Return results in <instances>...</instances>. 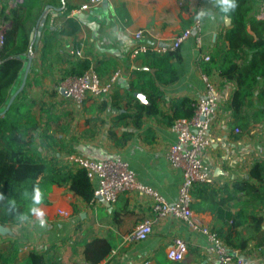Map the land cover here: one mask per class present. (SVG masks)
<instances>
[{
  "label": "crops",
  "instance_id": "crops-1",
  "mask_svg": "<svg viewBox=\"0 0 264 264\" xmlns=\"http://www.w3.org/2000/svg\"><path fill=\"white\" fill-rule=\"evenodd\" d=\"M217 2L105 0L87 10L82 7L89 0H58V4L48 5L62 10H44L35 43L37 50L32 65L35 71L30 75L26 92L27 101L35 102V106L29 107L31 112L34 114L36 109L40 113L42 108V119L37 117L50 137L43 140L44 149L40 134L33 138V145L42 157L61 164H68V157L72 155L95 160L119 157L129 164L142 184L173 202L183 180L182 171L171 167L166 160L169 147L177 141L171 131L175 104L183 99L196 103L202 98L205 94L203 75H206L219 97V109L210 132L211 145L202 153L214 179L209 185L219 192V199L231 198L224 209L232 215L257 207L264 217V199L233 189L236 182L256 184L250 171L256 163L264 162V95L260 97L258 89L251 99L241 100L244 104L238 113L234 106L237 83L220 76L217 68H212L210 75L204 70L205 65L220 61L227 46L223 35L231 27V19L216 12ZM11 4L12 1L10 7ZM68 19L80 26L75 36L59 35ZM185 30H191L192 36L178 50L180 79L172 84L155 81V86L164 94L157 102L158 114L145 116L140 128H135L130 119H120L119 114L136 111L135 102L129 106L121 96L132 89L142 72L151 71L145 64V54L132 58V51L139 44L136 33L143 31L140 43L155 45L169 43ZM75 49L82 50L83 59L73 54ZM207 55L208 62L204 60ZM82 61H88L90 68L104 79L116 71L121 75L107 97L90 98L77 105L66 99L61 87L69 77L68 72ZM132 93L136 97L140 92ZM144 97L145 102L136 98L146 104ZM249 101H252L251 106H248ZM96 184L95 181L94 186ZM257 192L264 195V184ZM199 201L193 199L192 204ZM152 206L149 197L138 193L122 194L113 205L101 199L88 204L67 186H53L48 204H40L31 220L21 225H15L14 221L6 225L0 223L12 232V235H0V253H5L17 241L20 256L24 258L35 250L46 252L51 264H87L83 261L84 245L99 238L111 243L114 251L101 264L215 263L202 233L193 231L175 217L158 219ZM192 210L202 226L217 232L232 227V222L227 224L209 210V203L196 204ZM143 220L152 222L149 238L141 243H126L124 238ZM239 231L245 238L251 233L249 226ZM175 238L183 239L188 245V252L180 262L167 258ZM235 250L250 264H264V245L257 246L251 240L245 249Z\"/></svg>",
  "mask_w": 264,
  "mask_h": 264
},
{
  "label": "trees",
  "instance_id": "trees-1",
  "mask_svg": "<svg viewBox=\"0 0 264 264\" xmlns=\"http://www.w3.org/2000/svg\"><path fill=\"white\" fill-rule=\"evenodd\" d=\"M235 2L238 8L228 17L231 19V27L223 35L227 43L226 49L220 61L205 65L204 70L210 75L211 69L217 68L220 76L237 83L239 89L235 92L234 106L239 113L244 104L241 100L247 97L251 99L258 89L261 90L260 97L264 95V19H258L253 14L255 8L264 3V0ZM56 4L58 0H24L21 5L10 8L6 0H0V31L2 24L8 25L0 47V112L21 84L32 34L38 19L48 5ZM221 8L218 0L215 10L223 16ZM79 30L77 22L68 19L66 27L59 35L75 36ZM36 50L37 46L34 45L33 51ZM144 59L151 71L142 72L139 79L132 84V89L121 96L129 106L135 102L136 111L119 114V118L130 119L135 128L142 126L145 116L158 114L157 102L164 94L155 86V81L172 84L181 76L178 70L181 61L178 50L167 54L147 53ZM243 60L245 61L239 63ZM88 69L90 63L82 61L77 63L68 75L79 76ZM34 71L32 67L25 89L16 97L5 115L0 116V223L3 225L12 221L15 225H21L31 220L40 204H48V194L53 186H67L85 203L91 204L95 200L94 185L85 170L73 169L68 164L44 159L33 145L32 141L36 134H40L43 149L46 148L43 140L50 138L46 134V127H42L40 119L29 109L35 106V102H28L26 97V88ZM132 91L144 94L147 103H140ZM103 104L107 106L108 102L104 100ZM194 105L195 103L188 99L176 103L172 122L179 118L191 117L194 114ZM251 105L252 101H249L248 106ZM250 175L256 184L236 182L233 185L234 191L264 199V195L261 196L257 192L259 186L264 184V162L256 163ZM36 190L41 194L39 202L34 199ZM218 194L219 192L212 189L209 184H199L192 191V199L200 200L196 204L209 203V210L212 213L225 219L227 224L233 223L227 231L223 229L213 231L233 249H245L251 240L255 241L257 246L264 245V217L257 211V207L249 212L241 210L238 214L232 215L224 209V205L231 198L219 199ZM196 204L191 206L196 207ZM245 226L251 229L247 238L242 237L239 231ZM112 250L113 246L107 240L93 239L84 245L83 261L87 264H99ZM0 264H51V261L46 252L35 250L29 251L25 258L21 257L19 242L15 241L5 253H0Z\"/></svg>",
  "mask_w": 264,
  "mask_h": 264
},
{
  "label": "built area",
  "instance_id": "built-area-1",
  "mask_svg": "<svg viewBox=\"0 0 264 264\" xmlns=\"http://www.w3.org/2000/svg\"><path fill=\"white\" fill-rule=\"evenodd\" d=\"M12 1L10 8L21 5L24 0ZM105 0H89L82 7L87 10ZM8 2V4H9ZM258 19H264V6L254 15ZM8 25L3 24L0 31V47L3 43V34ZM192 36L191 30H185L177 35L173 41L165 44L150 45L140 43L143 31L135 35L139 44L132 51V58L147 53L167 54L180 49ZM197 36V42L200 43ZM73 54L83 59L82 50L75 49ZM205 61L210 57L204 56ZM121 75L120 71L114 72L109 78H102L95 69H88L82 75L69 76L62 84L61 90L66 92V99L77 105H82L90 98H100L109 94ZM205 94L195 103L194 114L188 118L176 119L171 131L177 136V141L172 144L167 153L166 160L171 167L182 171V183L178 190L177 198L168 202L155 189L142 184L129 167V164L119 157H107L103 159H91L80 155L68 157L67 163L73 169H83L87 173L94 186V196L107 204H115L122 194L138 193L149 197L153 202V212L158 219L175 217L182 220L193 231L202 233L208 242L209 252L215 257L214 264H250L238 250L227 246L218 234L212 229L202 226L196 219L192 210V191L199 184H212L214 179L211 169L202 159V153L211 145V128L213 120L219 109V97L215 86L210 79L203 75ZM238 133L239 130L237 129ZM152 233V222L143 220L135 229L124 238L126 243L134 244L146 241ZM188 252L187 243L181 238H175L167 252L170 261L180 262ZM114 251L111 252V254ZM101 264V263H99Z\"/></svg>",
  "mask_w": 264,
  "mask_h": 264
},
{
  "label": "water",
  "instance_id": "water-1",
  "mask_svg": "<svg viewBox=\"0 0 264 264\" xmlns=\"http://www.w3.org/2000/svg\"><path fill=\"white\" fill-rule=\"evenodd\" d=\"M62 2H64V0H62ZM49 9H53L54 11H58L61 12V8L56 9L52 6H47L46 7V11ZM44 15H45V11L42 13V15L40 16V18L38 19L37 23H36V27L35 30L32 34V40H31V45H30V49L28 51L27 54V64H26V68L22 77V81L21 84L16 88L14 94L10 97L6 107L0 112V116L5 115V113L10 109V107L12 106V104L14 103L16 97L25 89L26 84H27V80L29 77V74L31 72L32 69V65H33V59H34V51H33V46L35 45L37 39H38V34H39V30H40V26L43 23V19H44ZM64 95H66V92L63 91ZM136 97H138L142 102H145V97L143 94L141 93H137L135 94ZM12 235V232L10 229H8L7 227L3 226L0 224V235Z\"/></svg>",
  "mask_w": 264,
  "mask_h": 264
},
{
  "label": "clouds",
  "instance_id": "clouds-1",
  "mask_svg": "<svg viewBox=\"0 0 264 264\" xmlns=\"http://www.w3.org/2000/svg\"><path fill=\"white\" fill-rule=\"evenodd\" d=\"M220 4L222 5L221 11L223 13V18H227L238 8V4L235 0H220ZM40 192L36 190V195L34 197L36 202L40 201Z\"/></svg>",
  "mask_w": 264,
  "mask_h": 264
},
{
  "label": "rangeland",
  "instance_id": "rangeland-1",
  "mask_svg": "<svg viewBox=\"0 0 264 264\" xmlns=\"http://www.w3.org/2000/svg\"><path fill=\"white\" fill-rule=\"evenodd\" d=\"M262 6H264V3H261V4H259L256 8H255V10H254V15L260 10V8L262 7ZM3 26V24L1 25V27ZM27 89V88H26ZM103 98H105V97H107V95L106 96H102ZM102 97H100L99 99H101ZM68 100V99H67ZM33 112H34V115L37 117H39L40 119H42V114L40 115V113H38V111L36 110V109H34L33 110ZM35 149H37V147H35Z\"/></svg>",
  "mask_w": 264,
  "mask_h": 264
}]
</instances>
